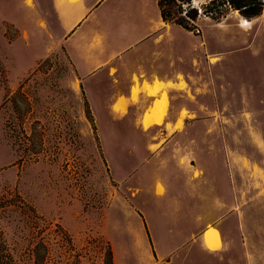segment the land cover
<instances>
[{
	"label": "crops",
	"instance_id": "obj_1",
	"mask_svg": "<svg viewBox=\"0 0 264 264\" xmlns=\"http://www.w3.org/2000/svg\"><path fill=\"white\" fill-rule=\"evenodd\" d=\"M46 3L52 25L30 29L24 3L9 15L28 37L8 46L31 62L60 50L95 117L114 188L100 221L112 264L122 248L137 264H264V10L200 17L194 33L165 22L158 0ZM242 54L255 63L237 66ZM1 154L13 172L0 122Z\"/></svg>",
	"mask_w": 264,
	"mask_h": 264
},
{
	"label": "rangeland",
	"instance_id": "obj_2",
	"mask_svg": "<svg viewBox=\"0 0 264 264\" xmlns=\"http://www.w3.org/2000/svg\"><path fill=\"white\" fill-rule=\"evenodd\" d=\"M23 3L30 22L36 19L30 29L53 23L46 0H0V122L14 159L10 174L0 168V264H108L112 250L100 221L114 188L95 117L60 50L32 62L31 53H11L22 29L28 37V25L9 20ZM254 63L242 54L235 64ZM119 254H126L119 264H137L131 249Z\"/></svg>",
	"mask_w": 264,
	"mask_h": 264
},
{
	"label": "trees",
	"instance_id": "obj_3",
	"mask_svg": "<svg viewBox=\"0 0 264 264\" xmlns=\"http://www.w3.org/2000/svg\"><path fill=\"white\" fill-rule=\"evenodd\" d=\"M182 4L186 5L185 15H182ZM190 5L191 0H158L161 18L165 22H173L186 29H193L194 21L198 17L197 8ZM230 9L237 10L243 17L251 19L264 10V2L262 0H207L201 5L202 12L214 20L225 16ZM108 264H112L110 252Z\"/></svg>",
	"mask_w": 264,
	"mask_h": 264
},
{
	"label": "built area",
	"instance_id": "obj_4",
	"mask_svg": "<svg viewBox=\"0 0 264 264\" xmlns=\"http://www.w3.org/2000/svg\"><path fill=\"white\" fill-rule=\"evenodd\" d=\"M182 6H183L182 15H185L186 5L182 4ZM190 6L193 7V6H192V3H191ZM197 11H198V17L200 16V14L205 15L204 13H202V11H201V9H200L199 7H197ZM193 31L196 32V33H199V29H198V27H197L196 25H194V27H193Z\"/></svg>",
	"mask_w": 264,
	"mask_h": 264
},
{
	"label": "bare ground",
	"instance_id": "obj_5",
	"mask_svg": "<svg viewBox=\"0 0 264 264\" xmlns=\"http://www.w3.org/2000/svg\"><path fill=\"white\" fill-rule=\"evenodd\" d=\"M209 241H210V243L215 244L217 242V239L213 236V234H210L209 235Z\"/></svg>",
	"mask_w": 264,
	"mask_h": 264
}]
</instances>
